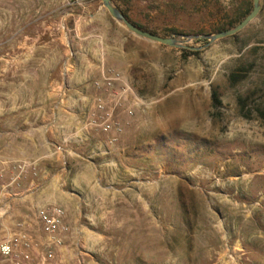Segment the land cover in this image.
Segmentation results:
<instances>
[{"label": "rangeland", "instance_id": "obj_1", "mask_svg": "<svg viewBox=\"0 0 264 264\" xmlns=\"http://www.w3.org/2000/svg\"><path fill=\"white\" fill-rule=\"evenodd\" d=\"M114 3L180 41L231 29L252 9V0ZM33 6L0 0V192L26 198L28 217L0 241H17L21 224L32 243L20 250L27 259L0 264H264V0L247 28L199 51L188 48L207 40L151 43L107 11L94 23L103 48L76 37L71 19L24 38ZM231 73L244 77L232 85ZM19 130L25 140L8 138ZM43 208L63 213L59 244L37 219Z\"/></svg>", "mask_w": 264, "mask_h": 264}, {"label": "crops", "instance_id": "obj_2", "mask_svg": "<svg viewBox=\"0 0 264 264\" xmlns=\"http://www.w3.org/2000/svg\"><path fill=\"white\" fill-rule=\"evenodd\" d=\"M25 4H32L34 12L36 15L30 21L24 22L20 28V34L27 38L25 31L30 28H37L44 26L49 35H52L59 27L66 25L67 19H71L74 24V30L76 32V37H84L88 43L92 45H101L105 46L107 44V33L104 31L101 33V30L97 29L94 25L96 21L106 20V10L99 4L96 0H80V1H70V0H23ZM61 2L66 8L63 10L61 20H58V15L53 14L58 9V3ZM29 10V8H28ZM41 10L48 11L44 15H39L38 13ZM79 12V13H76ZM85 28V33H84ZM107 46V45H106ZM107 48V47H105ZM104 50V49H103ZM106 51V50H104ZM100 50H99V53ZM106 54V53H103ZM121 54H129L125 52L124 49L121 50ZM77 99H80L76 96ZM38 101V100H37ZM41 103V102H40ZM37 104V102H36ZM55 105V104H54ZM22 122H25V118L22 119ZM19 138L25 140L27 135L25 131H18L16 134H9L8 138L14 139ZM10 144H4V147ZM8 150L10 147L7 148ZM19 153L21 152V143L18 144ZM25 149V143H22V150ZM26 201V198H22L21 195H8L4 191L0 192V238L10 237L11 232H15L13 227L15 223L20 221H27V216L23 213V209L20 207V204ZM6 213L9 216L5 218L1 215ZM15 217L14 220H10L9 217ZM26 223V222H25ZM32 228L31 224L27 223L24 225L23 229L25 231H30ZM33 230V229H32ZM34 243L37 241V235L34 234ZM36 245L32 248V252L36 251Z\"/></svg>", "mask_w": 264, "mask_h": 264}, {"label": "water", "instance_id": "obj_3", "mask_svg": "<svg viewBox=\"0 0 264 264\" xmlns=\"http://www.w3.org/2000/svg\"><path fill=\"white\" fill-rule=\"evenodd\" d=\"M102 7L108 12V14L118 23H120L125 29H127L130 33L133 35L146 40L151 43H157L160 45H164L170 48H180L184 49L186 48L184 46L185 43L195 39V40H207V43L199 48H188L191 50H203L207 47H209L211 44H213L216 41L235 36L236 34L243 31L245 28H247L259 15L260 12V0H252V9L249 12V14L236 26H234L231 29L219 32L214 35L210 36H192L187 37L185 41H180L177 38L174 37H161L155 34H152L150 32L143 31L133 24H131L124 15L116 9L111 0H100Z\"/></svg>", "mask_w": 264, "mask_h": 264}, {"label": "built area", "instance_id": "obj_4", "mask_svg": "<svg viewBox=\"0 0 264 264\" xmlns=\"http://www.w3.org/2000/svg\"><path fill=\"white\" fill-rule=\"evenodd\" d=\"M70 1H80V0H70ZM118 76L113 77L112 79L106 80V86H111V82L117 80ZM99 86V84H96ZM99 109L102 110L103 107L99 106ZM109 125L104 126V130L109 129ZM19 174L22 173L24 166L19 165L18 167ZM37 219L39 223L43 226L45 232L50 235L53 243L59 244L60 240L57 236V231L61 228L63 224V213L61 210H48V209H39L37 211ZM16 227L19 228L17 234V241H0V257L3 259L15 260L18 262L20 255L23 258L27 259L28 256L23 254L20 250L29 251L32 247L27 234L21 231L22 225L17 224ZM19 253V254H18Z\"/></svg>", "mask_w": 264, "mask_h": 264}, {"label": "trees", "instance_id": "obj_5", "mask_svg": "<svg viewBox=\"0 0 264 264\" xmlns=\"http://www.w3.org/2000/svg\"><path fill=\"white\" fill-rule=\"evenodd\" d=\"M112 2H113V0H111ZM114 7L116 8V9H118L123 15H124V17L131 23V24H133L134 26H136L137 28H139V29H141V30H143V31H146V32H150V33H152V34H155V35H158V34H156L155 32H153V31H149V30H147L145 27H143V26H141V25H138L137 23H134L133 21H131L128 17H127V15L125 14V12L123 11V10H121V9H119L117 6H115V3H114ZM249 14V12H246L245 13V15L241 18V19H239V22L238 23H240L247 15ZM237 23V24H238ZM222 32V31H221ZM158 36H160V35H158ZM243 75H238V74H235V73H231L230 74V76H229V80H230V82H231V84L233 85V84H236V83H238V82H240L242 79H243ZM212 101L214 102V103H218L219 104V102H218V99H217V96H216V94L214 93L213 95H212Z\"/></svg>", "mask_w": 264, "mask_h": 264}, {"label": "bare ground", "instance_id": "obj_6", "mask_svg": "<svg viewBox=\"0 0 264 264\" xmlns=\"http://www.w3.org/2000/svg\"><path fill=\"white\" fill-rule=\"evenodd\" d=\"M259 239H261V238H259Z\"/></svg>", "mask_w": 264, "mask_h": 264}]
</instances>
